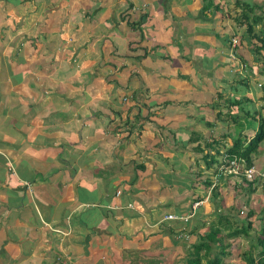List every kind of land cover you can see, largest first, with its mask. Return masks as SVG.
I'll return each mask as SVG.
<instances>
[{
  "label": "crops",
  "instance_id": "crops-1",
  "mask_svg": "<svg viewBox=\"0 0 264 264\" xmlns=\"http://www.w3.org/2000/svg\"><path fill=\"white\" fill-rule=\"evenodd\" d=\"M235 1L264 13L255 0H0V264H169L182 222L164 215L200 202L196 229L212 187L228 208V174L204 166L203 145L251 136L264 80Z\"/></svg>",
  "mask_w": 264,
  "mask_h": 264
},
{
  "label": "trees",
  "instance_id": "trees-1",
  "mask_svg": "<svg viewBox=\"0 0 264 264\" xmlns=\"http://www.w3.org/2000/svg\"><path fill=\"white\" fill-rule=\"evenodd\" d=\"M234 4L235 6L240 5V7H242L240 20L242 21L241 24L244 25V36L247 37V41L251 46V53L255 56L256 60L260 61L262 58L261 55L263 54L261 51H264V27L263 30L256 33L254 31V26L261 25L262 23L264 24V13L257 16L252 14L253 16L249 17V14L252 13V11L247 4L238 1H235ZM256 8L261 11V7L256 6ZM142 21L143 19H140L135 23H132L127 19L126 23L129 27L135 29L139 28V24ZM260 62L264 68V62L262 60ZM242 84L245 83L242 81ZM259 88L261 91L260 98L264 101V80ZM244 101L247 102L248 100L245 99ZM227 102L228 104L226 108L237 107L241 103L239 100H227ZM262 107L264 108V104ZM221 114L222 111H220V115ZM251 118L253 117L251 116ZM256 122V129L249 138H235L231 145L223 152L219 153L217 150H211L210 147L216 143L215 140L205 143L203 147L208 149V152L203 155V158H205V160L207 159L204 166L216 170L217 167L221 165L222 159L224 158L223 156H225L228 161L235 159L242 168L252 166V157L256 153L259 144L264 141V121L261 117H256ZM210 151H212V153H210ZM217 156H220V162L215 160ZM247 183L248 186L246 192L249 194L255 192L256 185H260V182L255 180ZM205 186L209 187L210 183L206 182ZM213 189L214 187L211 188V194L216 196L215 189ZM255 216H259V219H257V225L254 221ZM217 217L218 221L216 223H210L207 233L201 235L197 243L189 245L192 251L189 253L190 258L186 260L185 264H226L225 259L231 254L228 251L230 245L226 244L225 240L240 236L248 238L250 243L247 249L241 252L240 257L242 262L239 264H264V210H258L257 214L252 209L247 210L243 217L244 223L241 222L240 224H236V222L231 220L226 213H220ZM252 231L255 232L256 236L254 235V240L251 241L249 233ZM170 233H172V229L169 228L168 234Z\"/></svg>",
  "mask_w": 264,
  "mask_h": 264
},
{
  "label": "rangeland",
  "instance_id": "rangeland-1",
  "mask_svg": "<svg viewBox=\"0 0 264 264\" xmlns=\"http://www.w3.org/2000/svg\"><path fill=\"white\" fill-rule=\"evenodd\" d=\"M255 1H260V2L263 1L264 2V0H255ZM263 27H264V24L262 23L261 25H259V28L255 29L256 33L259 32L260 30H263ZM219 42L220 41H217V43H219ZM227 43H228V41H225V40L222 41V44L224 47L227 45ZM236 48H237V45H236ZM248 52L250 53V51H248ZM244 54H247V53H244ZM261 56H262V58L260 59V61L262 60L264 62V52ZM251 57H252V60L250 62L253 61L255 56L251 53ZM254 63L257 64L256 62H254ZM250 64L247 63L246 65H250ZM260 66H261L260 72H262V74L264 75V68L262 67L261 63H260ZM257 89H260V88H257ZM260 95H261V91L257 90L256 95L253 97V101H254L253 105H251V103H249L251 108L246 107V109L248 111H251L250 113L253 112L252 116H254V117L256 116L259 118L261 117L262 120L264 121V108L262 107V105L264 104V101L260 98ZM207 98H208V95H205V99H207ZM232 99H236V98L233 96ZM208 106L211 107V104H208ZM248 120H245V122H247ZM254 120H256V118H254ZM123 121H124V119H123ZM254 123L256 124L257 122L252 121L251 127L255 126ZM251 131L253 134L254 130H251ZM240 132H242V131H240ZM246 135L247 134L244 133V134H241L240 137L245 138V139L250 137V136L248 137ZM228 144L229 143L226 142L222 145H219V150L221 151L223 149H226L228 146H230ZM170 157L172 159H169L167 161V163L169 165H175L176 159L178 160L179 156L177 154L174 155L173 153H171ZM252 159L254 162L253 165L256 168L262 169L264 171V141H262L259 144L258 148L256 149V153L253 155ZM215 160L217 162H220V160H221L220 156H217ZM184 165H185V163H184ZM180 170L182 171L181 168H180ZM219 179H221V178H219ZM222 183L226 189L225 192H223V193H225L224 202L226 203V205L227 204L229 205L228 208L219 210L221 196L218 198L215 195H212L211 197H213V198H211V200L208 202L209 203L208 212L203 216V219H202L203 221H199V220L196 221V224H195V225H197L196 229L194 228V230L192 231L189 227V224H188L189 222H187V223L181 224L182 228L181 229L178 228V229H180V231H178L177 233L175 232V233L168 234V232H167L166 235L169 237L168 241L170 242L171 245L168 246L167 244H165V245L163 244V246H162L163 251L161 250V256L164 255L163 260L168 259V261H170L169 264H185L186 260L188 258H190L189 253H191V251H192V249L190 248L189 245L197 243L199 241V237L201 235H204L205 233H207L210 223H216L218 221L217 215H219V213H225L226 212L227 216L231 220L235 221L236 224H240L241 222L244 223L243 217H244L247 210L252 209L254 212H256V214H257L258 210H260V209L264 210V183L263 182H260L259 183L260 185H256L255 186L256 187L255 192L250 193V194L246 192L248 183L241 181V180L239 181L241 188L240 189H233L232 186L234 184V179L232 177H230V175L229 176L227 175L226 177H224V180H222ZM231 203L232 204L235 203V205L232 206ZM257 219H259V216L254 217V221H255L256 225H257V221H258ZM256 225H254V226H256ZM173 229H174V227H173ZM190 230L193 233V238H191L188 235V234H191ZM179 234H181V236H182L181 238H179ZM249 234H250L251 241L254 240V235L256 236L255 232L252 231ZM173 236L175 239L173 238ZM225 243L230 245L228 247V251L231 254L230 256H228L225 259L226 264H239V263H241L242 259L240 257V254H241V252L245 251L247 249V247L249 246L248 238L240 236V237H236V238H232V239H227V240H225ZM237 253H238V257L235 258V255ZM168 256H169V258H168ZM134 258L136 259V257H134ZM156 261H157L156 264H162L164 262L160 259L156 260ZM145 264H150V263L148 261H145Z\"/></svg>",
  "mask_w": 264,
  "mask_h": 264
},
{
  "label": "built area",
  "instance_id": "built-area-1",
  "mask_svg": "<svg viewBox=\"0 0 264 264\" xmlns=\"http://www.w3.org/2000/svg\"><path fill=\"white\" fill-rule=\"evenodd\" d=\"M231 46L234 47L237 44V41L233 38L230 41ZM224 157V158H223ZM222 158V163L219 165L215 171V177L220 174H228L232 175L234 177L242 178L246 182H251L253 180H256L257 182H263L264 183V173L257 169L256 167L249 166L247 168H242L240 164L237 163L235 159H232L228 161L225 156ZM118 194V193H117ZM200 204V202H195L190 207V212L183 214V215H164L162 218V221H178L182 223H186L188 219H190L196 207ZM182 236L179 234V238Z\"/></svg>",
  "mask_w": 264,
  "mask_h": 264
}]
</instances>
